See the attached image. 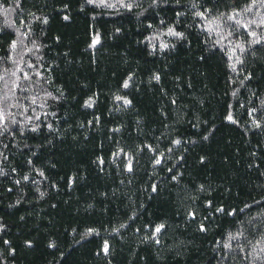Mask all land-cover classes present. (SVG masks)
<instances>
[{
  "label": "trees",
  "instance_id": "1",
  "mask_svg": "<svg viewBox=\"0 0 264 264\" xmlns=\"http://www.w3.org/2000/svg\"><path fill=\"white\" fill-rule=\"evenodd\" d=\"M0 264H264V0H0Z\"/></svg>",
  "mask_w": 264,
  "mask_h": 264
}]
</instances>
